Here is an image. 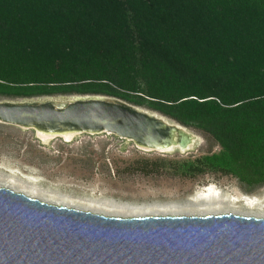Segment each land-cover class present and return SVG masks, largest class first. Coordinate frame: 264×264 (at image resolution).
I'll return each mask as SVG.
<instances>
[{
  "label": "trees",
  "instance_id": "16d2710c",
  "mask_svg": "<svg viewBox=\"0 0 264 264\" xmlns=\"http://www.w3.org/2000/svg\"><path fill=\"white\" fill-rule=\"evenodd\" d=\"M103 95L199 132L145 176L264 185V0H0V98ZM217 148V150H214Z\"/></svg>",
  "mask_w": 264,
  "mask_h": 264
},
{
  "label": "water",
  "instance_id": "95a60500",
  "mask_svg": "<svg viewBox=\"0 0 264 264\" xmlns=\"http://www.w3.org/2000/svg\"><path fill=\"white\" fill-rule=\"evenodd\" d=\"M0 124L41 141L113 135L162 154L185 153L197 140L157 112L103 95L3 100ZM0 264H264V218L108 216L0 187Z\"/></svg>",
  "mask_w": 264,
  "mask_h": 264
},
{
  "label": "rangeland",
  "instance_id": "374dc122",
  "mask_svg": "<svg viewBox=\"0 0 264 264\" xmlns=\"http://www.w3.org/2000/svg\"><path fill=\"white\" fill-rule=\"evenodd\" d=\"M59 97L68 96H54ZM3 100L7 99L0 98ZM187 129L197 136L194 146L185 153L162 154L140 150L113 135L82 134L69 142L41 141L33 130L0 124V187L42 202L108 216L233 213L264 218V185L246 193L237 180L226 176L187 180L128 171L137 160L187 157L205 151L208 143L204 137Z\"/></svg>",
  "mask_w": 264,
  "mask_h": 264
},
{
  "label": "bare ground",
  "instance_id": "6f19581e",
  "mask_svg": "<svg viewBox=\"0 0 264 264\" xmlns=\"http://www.w3.org/2000/svg\"><path fill=\"white\" fill-rule=\"evenodd\" d=\"M29 196H31V195H29ZM31 197H33V198H34V196H31ZM235 201H236V200H235ZM200 212L203 214V212H205V211L201 209V211H200ZM165 213H166V212H163V214H165ZM172 214H173V213H172ZM185 214H186V213H185ZM208 214H209V213H208ZM208 214H207V215H208ZM180 215H181V214H180ZM182 215H183V214H182ZM200 215H201V214H200ZM204 215H205V214H204ZM129 216L131 217L132 215H129ZM119 217H120V216H119Z\"/></svg>",
  "mask_w": 264,
  "mask_h": 264
}]
</instances>
